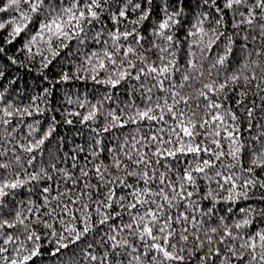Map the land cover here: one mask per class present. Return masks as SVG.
I'll return each mask as SVG.
<instances>
[{"label":"snow or ice","instance_id":"obj_1","mask_svg":"<svg viewBox=\"0 0 264 264\" xmlns=\"http://www.w3.org/2000/svg\"><path fill=\"white\" fill-rule=\"evenodd\" d=\"M0 264H264V0H0Z\"/></svg>","mask_w":264,"mask_h":264},{"label":"trees","instance_id":"obj_2","mask_svg":"<svg viewBox=\"0 0 264 264\" xmlns=\"http://www.w3.org/2000/svg\"><path fill=\"white\" fill-rule=\"evenodd\" d=\"M29 81H31V78H29ZM89 87H91V86L89 85ZM62 131H65V130L62 129ZM66 134L69 135V136L71 135L70 133H66ZM76 139H77L78 142H81V143L83 142V138H81V137H77Z\"/></svg>","mask_w":264,"mask_h":264}]
</instances>
